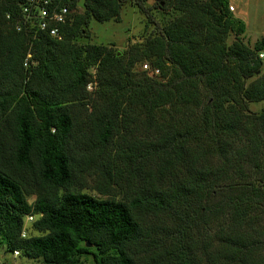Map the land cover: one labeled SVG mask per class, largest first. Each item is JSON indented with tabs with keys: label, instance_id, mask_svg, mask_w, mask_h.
Wrapping results in <instances>:
<instances>
[{
	"label": "trees",
	"instance_id": "obj_1",
	"mask_svg": "<svg viewBox=\"0 0 264 264\" xmlns=\"http://www.w3.org/2000/svg\"><path fill=\"white\" fill-rule=\"evenodd\" d=\"M154 1L180 16L119 55L74 42L94 20L120 22L126 0H72L61 41L18 31L19 4L0 0L8 253L40 264H264V113L249 112L264 102V38L243 42L229 0ZM89 182L106 198L86 193Z\"/></svg>",
	"mask_w": 264,
	"mask_h": 264
},
{
	"label": "rangeland",
	"instance_id": "obj_2",
	"mask_svg": "<svg viewBox=\"0 0 264 264\" xmlns=\"http://www.w3.org/2000/svg\"><path fill=\"white\" fill-rule=\"evenodd\" d=\"M126 4L121 12L120 22L110 21L107 23H99L92 21L88 31V37H83L76 40V46L81 44L105 45L119 55L125 53L130 45L139 43L152 35L156 30V26H166L171 23L174 17L180 16V13L167 7V9L160 10L156 8L154 0H148L145 3V10L139 8L138 0H126ZM230 6L234 11L230 12L237 20L245 23L246 31L241 36L243 42L250 48H254L256 43L264 38V0H229ZM77 13H84L82 5H79ZM236 31L231 32L228 38V45H232L236 40ZM141 64L135 68L136 72H142ZM95 73L94 70L91 71ZM261 73L264 74V61L261 68ZM252 79L251 81H253ZM94 88V86H93ZM92 87H88L91 92ZM249 112L255 114L264 113V102L251 103L249 105ZM89 190L86 193L100 197L95 190H93V183L89 182ZM105 199L106 197H100ZM35 198L29 197V202L32 203ZM27 221V220H26ZM25 227L29 234L35 235L32 231V225L25 223ZM0 264H40L38 261L29 260L25 257L17 256L16 254L8 253L5 247L0 246ZM86 264H93L91 259L87 260Z\"/></svg>",
	"mask_w": 264,
	"mask_h": 264
},
{
	"label": "built area",
	"instance_id": "obj_3",
	"mask_svg": "<svg viewBox=\"0 0 264 264\" xmlns=\"http://www.w3.org/2000/svg\"><path fill=\"white\" fill-rule=\"evenodd\" d=\"M19 4L21 20L17 21V30L22 29L23 23L28 29H34L37 27L38 30L47 32L49 36L57 40H62L60 33V25L67 24L69 16L72 14L70 10V4L72 0H14ZM233 12L234 8L230 7ZM260 59H264V52L260 53ZM32 55L28 54L25 59L24 66L27 68L30 65ZM146 71L150 70L148 64L143 66ZM156 75L159 71L155 72ZM27 221H33V217H28ZM25 233H23V237ZM18 255L17 252H15Z\"/></svg>",
	"mask_w": 264,
	"mask_h": 264
},
{
	"label": "crops",
	"instance_id": "obj_4",
	"mask_svg": "<svg viewBox=\"0 0 264 264\" xmlns=\"http://www.w3.org/2000/svg\"><path fill=\"white\" fill-rule=\"evenodd\" d=\"M230 3H232L231 1H229Z\"/></svg>",
	"mask_w": 264,
	"mask_h": 264
},
{
	"label": "water",
	"instance_id": "obj_5",
	"mask_svg": "<svg viewBox=\"0 0 264 264\" xmlns=\"http://www.w3.org/2000/svg\"><path fill=\"white\" fill-rule=\"evenodd\" d=\"M90 247V246H89Z\"/></svg>",
	"mask_w": 264,
	"mask_h": 264
}]
</instances>
